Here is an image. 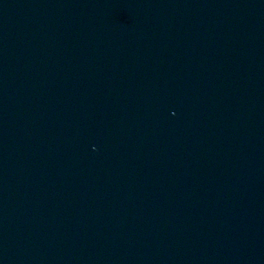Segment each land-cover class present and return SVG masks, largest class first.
I'll return each mask as SVG.
<instances>
[{
    "label": "water",
    "instance_id": "obj_1",
    "mask_svg": "<svg viewBox=\"0 0 264 264\" xmlns=\"http://www.w3.org/2000/svg\"><path fill=\"white\" fill-rule=\"evenodd\" d=\"M0 264H264V0H0Z\"/></svg>",
    "mask_w": 264,
    "mask_h": 264
}]
</instances>
